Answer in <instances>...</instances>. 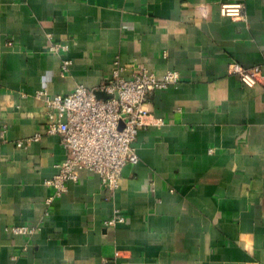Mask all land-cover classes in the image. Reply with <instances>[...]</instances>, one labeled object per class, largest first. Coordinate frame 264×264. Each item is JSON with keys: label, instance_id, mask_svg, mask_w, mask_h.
<instances>
[{"label": "crops", "instance_id": "0c3cea01", "mask_svg": "<svg viewBox=\"0 0 264 264\" xmlns=\"http://www.w3.org/2000/svg\"><path fill=\"white\" fill-rule=\"evenodd\" d=\"M116 59L125 77L141 64L181 82L150 97L139 162L109 200L80 170L48 204L68 153L36 95L96 88ZM233 64L264 65V0H0V264H264V87ZM117 210L125 223L107 226Z\"/></svg>", "mask_w": 264, "mask_h": 264}, {"label": "built area", "instance_id": "2783aa9c", "mask_svg": "<svg viewBox=\"0 0 264 264\" xmlns=\"http://www.w3.org/2000/svg\"><path fill=\"white\" fill-rule=\"evenodd\" d=\"M222 16L234 22L245 19V5L242 2H221ZM62 42H49L48 51L62 55L68 51ZM71 61L64 58L61 74L69 72ZM131 74L125 77L126 67L119 59L109 78L96 88L78 85L68 95L52 96L47 88L40 90L36 98L44 103L47 118L45 133L60 135L67 158L57 165L58 173L47 181L53 189L47 200L51 204L68 190V182H77L80 170H88L100 176L101 187L109 200L120 186L125 166L139 162L135 147L139 132L149 127L150 113L146 105L157 91L166 90L181 82L179 72L168 71L159 77L141 64L131 66ZM231 71L239 75L244 86L264 87V65L245 68L233 64ZM99 95H103L100 97ZM41 135L19 141V147H28L40 140ZM121 211L106 222L107 226L125 223ZM16 234L32 236L34 228L14 227Z\"/></svg>", "mask_w": 264, "mask_h": 264}, {"label": "water", "instance_id": "95a60500", "mask_svg": "<svg viewBox=\"0 0 264 264\" xmlns=\"http://www.w3.org/2000/svg\"><path fill=\"white\" fill-rule=\"evenodd\" d=\"M100 97H103V95H99Z\"/></svg>", "mask_w": 264, "mask_h": 264}]
</instances>
